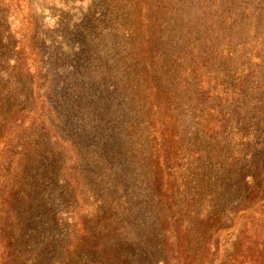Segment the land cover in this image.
<instances>
[{"label":"trees","instance_id":"1","mask_svg":"<svg viewBox=\"0 0 264 264\" xmlns=\"http://www.w3.org/2000/svg\"><path fill=\"white\" fill-rule=\"evenodd\" d=\"M6 3L0 264H198L223 228L264 244V0H93L29 23L30 54Z\"/></svg>","mask_w":264,"mask_h":264},{"label":"rangeland","instance_id":"2","mask_svg":"<svg viewBox=\"0 0 264 264\" xmlns=\"http://www.w3.org/2000/svg\"><path fill=\"white\" fill-rule=\"evenodd\" d=\"M6 0V4L13 5V23L19 30L26 25L28 29L25 31V53L30 54V42L27 34H32L29 23H35L40 36H44L45 32L52 30L57 21L64 17L78 19L83 11H86L93 0ZM12 22V20H11ZM22 23H24L22 25ZM22 25V26H21ZM25 218V215H24ZM262 236H264V230ZM220 239L208 245L209 251L202 246L199 255H203L204 260H200L198 264H264V244L260 243L257 238H253L251 233L242 235L236 228H223L220 233ZM170 249V248H168ZM176 249L179 245L176 244ZM195 253V248L192 249ZM206 254V256H205ZM160 264H164L161 262Z\"/></svg>","mask_w":264,"mask_h":264}]
</instances>
